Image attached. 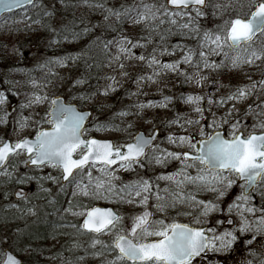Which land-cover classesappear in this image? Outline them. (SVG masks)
I'll return each instance as SVG.
<instances>
[{
	"label": "snow or ice",
	"instance_id": "6c2138e0",
	"mask_svg": "<svg viewBox=\"0 0 264 264\" xmlns=\"http://www.w3.org/2000/svg\"><path fill=\"white\" fill-rule=\"evenodd\" d=\"M109 3L110 0H0V16L3 13L15 16L19 9L25 30L42 28L52 36L49 46L69 38L78 40L93 33L94 29L102 28L105 33L116 34L113 39H107L103 34L95 36L86 51L75 55L46 59L37 66L47 70L39 80L28 70L27 84L31 94L25 96L26 103H19V114L14 120L12 117L17 110L11 107L8 94L19 95L14 91L18 82L4 81L9 87L0 91V124H11L12 131L20 138L13 141L7 133L0 137V182L21 186L12 192L5 191L3 195L5 199L14 195L23 202L22 206L9 203L7 207L16 209L20 216L36 215V205L28 206L30 196L23 186L35 181L36 191L31 193V197H49L52 189L46 188L44 183L51 181L58 186L57 195H68L70 190L71 198L63 208L65 215H60L59 220L65 221L70 215L78 221L63 223L59 227H70L78 234L88 235L90 242L85 253L101 258V264H194L209 253H230L240 247L253 257L244 264H256L257 253L253 244L259 243L264 247V96H257L244 112L236 109L235 102H243L258 91L264 92V78L251 80L248 76L249 83L230 86L228 94L218 100L209 96L207 112L213 117L211 121L201 106L205 96L182 95L185 103L194 105L193 111L200 119H186L177 114L174 119L166 121V126L178 124L183 129L185 124L199 125L202 121L203 126L184 135L169 133L167 143L178 151L161 147L159 129L155 127L149 133L138 131L130 134L131 142L120 144L89 136L87 133L92 130L122 129L111 122L94 123L93 129H88L86 121L92 120L91 112L68 103L60 92L49 96L44 89L58 75L54 71L55 66L64 67L68 62L83 61L88 70L102 68V63L87 55L94 50L102 52L108 60V67L119 68L124 76L129 75L125 70L126 61H136L142 70H150V74L137 73V84L157 82L166 73L183 76V83L195 80L202 84L208 77L200 75L201 69L235 70L244 65H257V61H264V0H248L247 10H242L245 7L242 4L217 3L215 0H132V3L124 2L119 6H109ZM81 6L100 12L103 19L91 24L83 16L77 17L73 11V19L68 20V11ZM209 10L213 17L227 14L228 18L212 28L203 27L199 21L209 14ZM16 23L13 20V24ZM126 23L133 28L139 27L144 34L139 37L125 34ZM33 25L38 27L33 28ZM173 36L192 37L195 47L182 42L169 43V37ZM157 37L158 43L151 52L135 54L134 50H147ZM112 49H115L114 54ZM178 51L183 55L171 62L157 58L158 55L172 56ZM90 60L93 63H89ZM182 65L195 69V74L189 76L188 72L181 71ZM90 78L91 73L88 72L75 79L74 83L86 84ZM96 79L113 83L103 89L97 84L95 91L82 92L73 99H78L83 105L97 95L108 97L116 91L114 76H97ZM140 94L139 88L137 92L129 93L131 96ZM171 99L165 95L160 102L149 100L128 107H135V114L139 115L148 107L167 108ZM229 101H233L232 108L217 120L211 106H223ZM44 103L48 107L36 123L49 127L36 131L34 137L31 133H24L32 118L23 112L32 105ZM132 114L129 111L117 113L121 118ZM249 115L257 122L250 125L251 131L245 132L241 126L246 124V119L239 117L247 118ZM224 124L228 125L227 129H224ZM127 127L131 129L133 125ZM170 162H178L179 166L167 175L140 177L119 185L115 183L119 177L114 166L130 170L134 166L167 167ZM21 166L27 171L20 173L18 169ZM45 168L57 170L58 174L53 175L49 171L41 175L36 171ZM161 180L168 181V185L161 188ZM236 187L240 192L232 199L229 190L234 191ZM200 192L213 193L214 199H198ZM255 196H259L257 202H254ZM98 200L139 205L143 211L126 218L112 207L96 206L94 202ZM150 201L154 203L150 204ZM57 203L55 199L47 200V205L54 212L60 211ZM181 205H188V208L182 209ZM150 208L157 213L175 210L176 217L192 219L190 223L177 222L175 217L170 222L167 217L154 219ZM210 216V220L202 219ZM126 219H130L127 225ZM106 233L110 234L107 242L101 239ZM74 247L79 248L80 244L75 243ZM106 254H112L113 258L104 260ZM2 255V264H22L7 250ZM84 259L85 256L77 257L78 261ZM258 264H264V254L258 259Z\"/></svg>",
	"mask_w": 264,
	"mask_h": 264
},
{
	"label": "rangeland",
	"instance_id": "374dc122",
	"mask_svg": "<svg viewBox=\"0 0 264 264\" xmlns=\"http://www.w3.org/2000/svg\"><path fill=\"white\" fill-rule=\"evenodd\" d=\"M217 1V0H215ZM194 14V13H193ZM202 20V18H201ZM199 21L203 27H214L216 22L208 21L203 22ZM18 23L13 24V19H2L0 21V76L5 81H16L18 82L17 86L14 88V91L19 93L18 96H13L16 98L14 102L10 100L12 108L17 110L14 113L12 119L14 120L16 116L19 114V103L27 102L25 99L26 95L31 94L30 86L27 84L28 77L26 80H23L22 77H19V74L23 70L28 73V70H36L39 69L37 66L42 64V59L46 58V55L43 54L46 46H48L49 38L45 35L41 34L40 29L36 31L25 30V25L23 20L20 18ZM207 23V24H206ZM97 24V23H95ZM33 28H37L38 26L33 25ZM140 28H133L130 26L129 29L125 32V34L132 37H139L141 34L139 33ZM175 40L173 43L182 42L184 44L191 45L195 47V43H188L184 40ZM135 42V41H134ZM158 43V40L154 39L153 44L149 45L147 50H134L136 55L147 54L151 52V49L155 44ZM45 52V51H44ZM113 54L115 53V49H112ZM23 53V56L20 54ZM183 55L182 52L178 51L174 53L172 56H157L158 59L171 62L172 60L179 59ZM129 75H122V70L119 68H110L108 67V61L105 63V71L104 75H111L116 78L117 83H115L116 91L112 92L108 97H104L103 95H97L96 97L90 99L87 103H84L80 107L82 109H91L93 111L92 120L88 122L87 128L93 129L94 123H108L119 126V129L122 130H113L109 127L106 131H95L92 130L87 134L89 136H95L101 139H112L117 144L124 142H131V135L135 134L138 131H144L145 133H149L155 127L159 129L158 142H161V147H166L169 150H176L174 145H169L167 143L166 137L169 133H179L181 135L188 134L190 132H196L198 128L203 126V121L199 125H189L185 124V127L181 129L178 124H173L171 126H166V121L174 119L177 114L181 115L186 119H200L199 115L193 111L194 105L185 103L184 99L181 96L191 95H203L205 99L201 101V106L206 110L205 116L209 121L213 119L212 116L208 115L207 109L209 105L207 104V98L212 96L213 99L218 100L220 96H225L228 94L230 90V86H237L249 83L248 76H251V80H259L264 78V61H257V65L248 66L244 65L239 69H230L225 68L218 71H213L211 69H201L200 75L208 77L202 84H198L195 80H191L188 83H183L184 77L181 75H177L176 73H166L163 74L159 81L157 82H140L137 84L135 80V76L137 73H148L150 74V70L141 69L140 65L136 61H126ZM71 64L67 63L66 66L60 67L55 66L54 71L58 74L52 78V83L48 84L44 89L46 93L51 96L53 93L60 92L61 95L66 96L68 99L70 90L64 91V80L59 79V76L62 74H66L70 71ZM18 70V72L16 71ZM47 71L44 69L43 72ZM181 71L188 72L189 76H193L195 74V69H190L187 65L181 66ZM17 72V74L15 73ZM44 75V73H43ZM42 76H40L41 78ZM38 78V80L40 79ZM73 81L71 83V87L75 88L76 91L72 90L71 92H77V90L81 89V85H75ZM109 83H113V81H105L103 80L101 89L106 87ZM9 87L8 84L5 86H1L0 83V91L6 90ZM138 88L141 90L140 95L131 96L129 93L137 92ZM79 92V91H78ZM80 95V94H79ZM170 96L172 99L168 102L167 108L160 107H148L143 109L139 115H136L137 109L135 107H128L129 105H135L137 103H147L149 100L154 102H160L163 96ZM257 96H264V92L258 91L252 97L244 100L243 102L237 101L235 102L236 109L240 112H244L249 104H252L254 100H256ZM78 97V96H77ZM78 102V100H77ZM102 105V106H101ZM233 101H229L227 104L223 106H217L213 104L211 106V110L215 112V118L219 120L223 113L228 109L232 108ZM48 107L47 103L40 105H32L30 108L26 109L23 112L25 116H31L32 122L31 124L23 130L24 133H31L34 137L36 131L41 130L42 128L49 127L46 124H37L36 121L40 115L44 114V110ZM121 111H129L133 113L132 115L121 118L117 115V113ZM241 120L246 119V124H242L241 130L247 132L251 131L250 125L257 122L255 121L251 115L247 118L241 116L239 117ZM183 122V121H182ZM132 124L133 127L129 129L127 126ZM224 129L228 128L227 124L223 125ZM257 131H260L257 129ZM14 141L19 139V135L12 131V127L10 131H7V127L4 124H0V137L5 136V134ZM178 162H170L167 167L160 165H150L145 168H141L138 166H134L130 170L120 169L118 166H114L115 174L119 179L115 181L117 185L121 182L127 183L129 181H134L139 179L140 177L144 178H152L155 176H159L161 174L167 175L169 172L175 171V168L178 167ZM18 171L20 173H24L27 171L23 166H21ZM41 175H46L49 171L52 172L53 175H57V170L45 168L43 170H36ZM193 174H194V170ZM168 181L161 180L159 181L160 187L163 188L168 185ZM46 188H51V199H55L58 193V186L52 184L51 181H46L44 183ZM21 186L17 185L11 189L8 187H0V192L4 193L5 191L12 192L14 189H17ZM25 191L29 193L30 200L28 205H36L37 208L39 204L42 202H34L31 197V193L36 191V182L32 181L30 184L23 186ZM10 190V191H9ZM191 190V188H189ZM230 196L232 199L235 198L236 195H239L240 189L236 187L235 190H229ZM64 195V202L61 204L62 207L59 212H54L56 216L55 226L56 230L60 224L72 222L76 223L77 218H74L70 215L66 216L65 221H60L59 216L65 215L63 213V208L67 207V200L71 198L70 190L68 195ZM50 197V196H49ZM198 199H214V194L210 192H200L197 194ZM259 200V196L254 197V202ZM230 202V200H229ZM4 204V208L9 210L13 214H17V217H21L16 209L8 208L7 205L11 204H20L22 206L23 202L18 201L17 197L14 195H9L7 199L4 198V195H0V206ZM95 204L104 205V206H113L116 210H118L123 217L129 218L137 212L143 211V208L139 205H132L127 203H118L112 200H98L94 202ZM154 201H150V204H153ZM182 209H187L188 205L179 206ZM153 211L154 219H163L165 217L168 218L170 222L171 218L175 217L177 222H185L190 223L191 217L182 216L176 217L175 210H169L167 213H157L154 208H150ZM53 213V214H54ZM195 214V213H194ZM215 215V214H213ZM235 216V213H233ZM36 217L37 215H26ZM25 218V216H24ZM202 219H211V216L208 218ZM238 219V217H237ZM12 221L11 219L9 222ZM82 222V221H80ZM130 219L125 220V224H129ZM13 225L12 222L9 224H1L0 225V264H2L3 255L2 253L5 249H12V242H15V236L12 231ZM57 236H52L48 240L47 247L45 248V252H40L37 257L34 259L30 257V252L26 249H21L20 252H16L22 259L23 264H101V258L93 257L90 254L86 255L85 249H88L90 238L88 235L78 234L75 229L70 227H63ZM110 234L106 233L101 239L106 242L109 239ZM151 239V238H150ZM75 243H79L80 247H74ZM253 249L257 253L256 264H258V259L264 254V247H261L259 243L253 244ZM15 252V251H14ZM85 256L83 261H78L77 257ZM113 258L112 254H106L103 257L104 260H110ZM249 259H253V257L247 254V250L242 249V247L237 248L235 252H220V253H209L208 256L201 260L197 259L194 264H244Z\"/></svg>",
	"mask_w": 264,
	"mask_h": 264
},
{
	"label": "trees",
	"instance_id": "16d2710c",
	"mask_svg": "<svg viewBox=\"0 0 264 264\" xmlns=\"http://www.w3.org/2000/svg\"><path fill=\"white\" fill-rule=\"evenodd\" d=\"M124 2L132 3V0H110L109 6H112L113 4L116 6H119L120 3H124ZM215 2L234 3L237 5L242 4L245 6L244 9L242 10H247L246 6L248 3V0H217ZM73 11H75V15L77 17L83 16L91 24H95L103 19V15L100 12H92L91 10L81 6L74 10L70 9L68 11V13L66 14L68 20L73 19V16H72ZM16 13L17 14L15 16H13L12 14L6 13L1 18V20L2 19H13L15 21H18L21 18L19 14L20 10H17ZM226 18H228L227 14H225L224 17H220V16L213 17L209 10V14L206 17L202 18L201 21L208 22L212 20V22H216L217 24V23H222V20ZM77 24L79 25L78 20H77ZM129 28H130V25L126 23L124 25V32H126L127 29ZM208 28H212V27H208ZM40 31H41L40 33L48 37L49 40L52 39V36L48 32H46L44 29L40 28ZM139 33L141 35L144 34L141 32V30H139ZM101 34H103L107 39H113L114 36L116 35L115 33L113 34L105 33L102 28L98 30L94 29L93 33L82 36L78 40L72 41L71 38H69L68 40L61 41L57 45H54V46L48 45L46 46L44 50L45 52L43 51V54L46 55V58L42 59L41 63H44V61L48 58L63 57L69 54L75 55L82 51H86L87 45L91 42V40L94 39L95 36L101 35ZM178 38L180 37H176V36L169 37V43H173L175 40H179ZM154 39L158 40V37ZM180 39L188 43H191V44L194 42V39L192 37H185V38H180ZM87 55L90 57H94V60L96 62L102 63L103 67L100 68L99 70H97L95 67L88 70L85 68L83 61L68 62L69 64H71L70 71L66 74H62L59 76V79L62 78L64 80V86H63L64 91L65 89L66 90L71 89L70 90L71 95H69L68 100L76 102L79 106H81L79 100L73 99V97H77L79 96V94L85 91H95V86L97 84H99V86L101 87L103 79H100L98 81L96 77L97 76L103 77L104 71H105V63L108 61L107 59H105L104 54L98 50L88 52ZM89 63H93V61L90 60ZM16 71L18 72V70ZM43 71L44 70H41V69L31 70L30 75L38 79L40 78V76H43V73L46 72V71L45 72ZM17 72L15 73L17 74ZM88 72L91 73V78L88 80V82L86 84H82L81 89L77 90V92H71L72 90L76 91L75 88L71 87V83L75 81V79L81 78L83 75L88 74ZM17 75H19V77H22L23 80H26L27 77L29 78V73L24 72V71H21ZM1 76H0V83H1V86L4 87L5 83H4V80L1 78ZM8 96L10 100H12V102L16 100V98L13 97V95H11L10 93L8 94ZM5 126L7 127V131H10L12 125L7 124ZM4 186L11 189L17 185L15 183L0 182V187H4ZM2 194L3 193L0 192V195ZM51 196L52 195H50V197L42 196L40 198H32V200L35 199L34 202L38 201L40 203L43 201L42 203L39 204L38 208L36 206V212H37L36 217H33V216L31 217V216H26V215H25V218L24 216L17 217L16 216L17 214H13L9 210H6L4 208L6 205L4 206V204L2 203V205L0 206V225L9 224L12 222V225L14 227L12 228V231L15 236V242H12V246H11L13 251L20 252L22 248L26 249L30 252V257L34 259L35 257L38 256L40 252H45L46 250L45 248L47 247V243L50 237L57 236V234H59L60 232H63L61 231L63 227H61L62 229L58 228L59 230H56L54 228L55 226L54 222L56 220V216H55L53 208L47 205V200L51 199ZM63 196L64 195L60 196V194L56 195V198L58 201L56 207L60 209L62 207H59V206H62L61 204H63L65 200ZM28 206L31 207V205H28ZM10 219L12 221L9 222Z\"/></svg>",
	"mask_w": 264,
	"mask_h": 264
},
{
	"label": "water",
	"instance_id": "95a60500",
	"mask_svg": "<svg viewBox=\"0 0 264 264\" xmlns=\"http://www.w3.org/2000/svg\"><path fill=\"white\" fill-rule=\"evenodd\" d=\"M19 10V9H18ZM3 14H5V13H3ZM2 14V15H3ZM0 18H1V16H0ZM68 102V101H67ZM68 103H71V104H73L74 106H76L77 108H79L78 107V105L76 104V103H72V102H68ZM83 110H86V111H89V112H91V115L93 114V112H92V110L91 109H83ZM88 122L89 121H86V126H87V124H88ZM47 128V127H46ZM95 137V136H94ZM97 139H101V138H98V137H96ZM108 140H112V139H108ZM112 141H114V140H112ZM96 206H100V207H112L115 211H117L113 206H104V205H99V204H96ZM119 214H120V212L119 211H117ZM121 215V214H120ZM180 223H183V222H180ZM7 251H9L11 254H13V255H15L21 262H22V264H23V260H22V258L20 257V256H18L14 251H12L11 249H6ZM4 259V258H3ZM3 261V260H2ZM220 264H222V263H220Z\"/></svg>",
	"mask_w": 264,
	"mask_h": 264
}]
</instances>
